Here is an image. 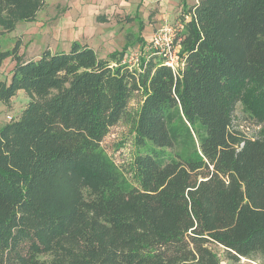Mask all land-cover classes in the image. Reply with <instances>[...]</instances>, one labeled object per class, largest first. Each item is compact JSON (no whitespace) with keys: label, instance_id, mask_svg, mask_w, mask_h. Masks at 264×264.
I'll use <instances>...</instances> for the list:
<instances>
[{"label":"trees","instance_id":"trees-1","mask_svg":"<svg viewBox=\"0 0 264 264\" xmlns=\"http://www.w3.org/2000/svg\"><path fill=\"white\" fill-rule=\"evenodd\" d=\"M43 7L0 0V26ZM180 18L175 70L152 58L132 71L126 49L101 59L78 43L15 58L0 101H30L0 128V264H220L211 246L264 264V139L241 138L230 115L246 93L264 118V0H197ZM135 92L127 186L100 145ZM82 170L86 195L69 180Z\"/></svg>","mask_w":264,"mask_h":264},{"label":"rangeland","instance_id":"rangeland-1","mask_svg":"<svg viewBox=\"0 0 264 264\" xmlns=\"http://www.w3.org/2000/svg\"><path fill=\"white\" fill-rule=\"evenodd\" d=\"M191 2V0H186ZM136 4V3H135ZM138 4V2H137ZM194 4H196L194 2ZM194 4L188 5V7ZM140 10L139 16L148 22V31L146 36L150 41L151 37L157 33L158 29L163 27H170L173 30L178 31L180 29V16L181 2L180 0H141L138 6ZM136 25L130 27L131 33L135 31ZM15 28V27H14ZM129 29V30H130ZM16 30H4L0 26V85L9 84L11 79V70L15 64V58L21 60L24 55V45H19ZM133 46H137L135 43ZM132 46V47H133ZM148 44L145 47L138 49H131L127 57L128 59L136 54L138 61L130 60L127 63V67L132 70L139 72L141 69V62L143 60H149L155 58L154 61H165L162 55H158L155 50L149 49ZM176 56L179 48L175 46ZM133 50V52H132ZM131 52V53H130ZM127 59V60H128ZM177 59V58H176ZM178 61V59H177ZM176 69V67H175ZM141 96L136 92L133 94L130 100L127 111L125 112L121 121L112 127L108 135L104 138L100 145V149L106 158V160L117 170L123 177L127 186L134 185V177L132 175L131 163L132 158L137 152L135 146V137L133 133V126L135 120V114L141 103ZM30 97L23 91H18L9 101L5 104L0 101V128L5 124L16 121L21 111L28 105ZM259 105L246 93H241L235 100L231 115V128L238 132L239 136L243 139H264V118L261 121L251 119L250 114L254 113L256 116L260 115ZM9 118V119H8ZM253 121V122H252ZM158 153L162 157H166L165 160L173 157V153L170 150H158ZM175 154V153H174ZM83 172L79 175L71 176L69 180L76 184L75 188H81V191L86 195V189L83 188V177L88 179H94L93 174L82 170ZM60 188L63 187V183H60ZM68 193V191H63ZM212 252L217 256L220 264H262L260 260H247L240 259L239 261H231L226 258L224 250L220 247L211 246Z\"/></svg>","mask_w":264,"mask_h":264},{"label":"crops","instance_id":"crops-1","mask_svg":"<svg viewBox=\"0 0 264 264\" xmlns=\"http://www.w3.org/2000/svg\"><path fill=\"white\" fill-rule=\"evenodd\" d=\"M180 2L182 11L183 6L197 0ZM140 3L141 0H44V7L33 21L18 22L13 29H20L16 31L17 42L25 46L21 61L37 60L44 51L68 52L73 43L92 49L101 59L124 49L127 57L131 49L141 50L149 43L148 22L139 16ZM134 24L136 28L131 33ZM135 43L137 46H133Z\"/></svg>","mask_w":264,"mask_h":264},{"label":"built area","instance_id":"built-area-1","mask_svg":"<svg viewBox=\"0 0 264 264\" xmlns=\"http://www.w3.org/2000/svg\"><path fill=\"white\" fill-rule=\"evenodd\" d=\"M181 28V25H180ZM179 30V29H178ZM176 36V30H173L170 27H163L158 29L157 33H155L149 43L148 48L155 50L158 55H162L164 57V62L167 66L175 70L177 66V56L176 50L174 46V39ZM128 57L122 59L121 64L127 65L130 60L138 61L136 54H133L128 60ZM127 62V63H126ZM9 119V118H8Z\"/></svg>","mask_w":264,"mask_h":264}]
</instances>
